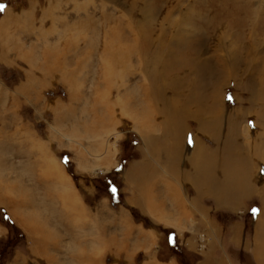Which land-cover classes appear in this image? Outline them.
Returning <instances> with one entry per match:
<instances>
[{
    "label": "rangeland",
    "instance_id": "374dc122",
    "mask_svg": "<svg viewBox=\"0 0 264 264\" xmlns=\"http://www.w3.org/2000/svg\"><path fill=\"white\" fill-rule=\"evenodd\" d=\"M144 1L167 2L139 0L130 14L123 0H0V264H178L175 256L196 264L209 252L225 264H264V93L260 101L250 99L246 87L251 75L263 74L264 0H181L188 17L197 10L202 20L216 15L220 39L214 43L221 47L204 53L207 32L188 22L194 29L191 43L173 45L174 53H165L169 63L181 65L185 83L194 84L200 95L195 107L213 115L201 98L213 81L198 72V61L228 58L235 50L245 56L243 40L256 47L249 55L253 69L222 91L224 105L237 112L234 117L244 129H253L247 135L250 143L256 136L263 140L254 150L249 144L242 148L253 156L248 160L236 157L240 145L216 146L192 116L186 121L185 148L175 159L170 135L154 124L149 129L155 133L143 126L146 119L160 118L143 113L148 99L142 88L149 79L138 69L151 58L138 61L141 39L125 62L122 53L126 35L133 32L123 24L126 20H139L132 24L137 32L156 31L141 18ZM249 8L254 16L247 14ZM182 10L168 28L183 23ZM180 97L168 93L170 110L184 108ZM145 134L153 135L147 140ZM190 168L205 177L179 178ZM143 171L148 180L141 177ZM144 193L162 204L159 210L186 208L190 218L174 228L178 224L171 214L137 200Z\"/></svg>",
    "mask_w": 264,
    "mask_h": 264
},
{
    "label": "bare ground",
    "instance_id": "6f19581e",
    "mask_svg": "<svg viewBox=\"0 0 264 264\" xmlns=\"http://www.w3.org/2000/svg\"><path fill=\"white\" fill-rule=\"evenodd\" d=\"M116 1H120V0H116ZM144 2H145V7L140 9L141 18L143 17L144 23H146L147 25H150L149 26L150 28H153V26L156 27V31H155L154 35L148 34V33H150V30L145 31V33L140 31L139 29H138L139 32L135 31V28L132 27V24L137 25V23H138L137 21H139V20H135L134 18H133V21H131V22L126 20L125 22H123V24L126 25V27H128L133 32L126 35L127 36L126 42H123V44L126 45L125 48L128 49V50L127 49L125 50V51H127V53L125 54L124 53L125 51H123V49H118V52L123 51L122 60L124 59V62H125V61H127L126 60L127 57L132 52L135 51V49H136L135 46H137L138 42H139L138 39H141L143 41L142 51H138L136 53L138 56V59H139L138 61L140 63H143L148 58H151L150 62L153 60V58L157 59V60L155 59L153 64H150V62H148L147 65L146 64L140 65L141 67L139 66V69H138L143 74L145 73L144 76L147 79H149V86L146 85L147 87L143 86V88H142L144 95H145V96L143 95V97H146L148 99L147 105H145V107L143 108L145 110V112L143 111V113H146L144 115V117L146 116V118H148L147 117L148 114L150 116L152 114L153 118L156 116L160 117V118H158V120H155V122L152 120V117L149 119H146V120L143 117V119L145 120V123H146V124H143V126L147 125L146 130L150 131V129H149L150 126H152L154 124L157 126V129H162L163 133L165 135H166V133L170 135V138L172 139V143H173L172 146L175 149V150H172V151H174V159L177 158L179 156V154H181V151H182L181 149L183 147L182 145L184 144L183 141L184 140L186 141V139L188 138L187 134H188L189 130L186 126V121L188 120V117H190V116L197 119V121L199 123V128H198L199 130H201L203 133L210 134L211 137L214 138L215 142L217 143L216 146L218 144H220L222 147L235 148V147H239V145H240L241 147H239V148H241V150L238 149L236 157L242 156L243 158H246L247 160L250 157H253V156H251V155L249 156L247 153H245L247 151V149H246V151L243 152L242 150H244V149H242V148L244 146H246L247 144L250 145L251 149L257 148L258 144L260 142H262L263 140L261 139V136H259V137L256 136L255 137L256 142L250 143V141L247 138L248 137L247 135L252 134L253 129L250 128L249 125H248L249 127L245 126L247 128L244 129L243 124L240 122L241 119L240 118L237 119L234 117L235 115H236V117H238L237 112L230 110L227 106L224 105L225 103L223 102L224 97H223L222 91L227 85H229L231 83L232 84L235 83L237 81L236 79H239V77L242 78V76L245 75V70H247L249 68L253 69L254 65H251L252 61L249 58V55H251V53L253 52L254 49H256V47L253 46L252 43L243 40L242 45L244 46V48L241 49V51H245V53H246L245 56H239L237 54L238 50H235L236 53L234 52L231 55V52H230L231 56L228 58H224L223 56H219V57H215L213 59H207V60L204 59V60H201V62L198 61V63L200 64V65H197V67L199 69L198 72L202 73L204 76L208 77V80L213 81L212 82L213 86L210 89V93L207 95H201V98L203 97L204 101L209 104V106L211 107V109H213V112L215 114L210 115V113L207 109H206V112L204 110L199 109L201 111L200 112L194 105L196 98L198 99V97L200 96L198 94L197 90L195 89L194 84L190 83V85H191L190 86V85H187L185 83L184 77L182 75H180V74H182V73H180L181 65L180 64L179 65H173V64L169 63V58L165 57V53H167V52L171 53V51L174 53L173 45H178L180 47V45H182V44L186 45L187 43H189V44L191 43L189 41L190 39H188V36H189V33L191 31L192 32L194 31V29L190 26V24L188 25V22L191 24H194L198 30H200V31L205 30L207 32L208 42H206L205 45H202V46H204V48L202 49V50H204V53L210 52L213 49V47H214L215 51H217L221 47V45H219L216 42L214 43V40L216 38L218 40L220 39V32L218 35V31L216 28L217 26L216 27L214 26L215 24H217L215 21L216 15L215 16L213 15V17H211L210 15H207L211 19L202 20L201 17L203 15V13L200 10H197L195 12V9H194L193 10L195 12L194 14L198 15L197 19H195L193 17L194 14L191 15L190 17H188L187 16L188 13L187 14L184 13L182 8H181V2H182L181 0H173V1L167 0V2H165L164 4L162 3L160 6L154 5L153 2L152 3H149L148 1H144ZM139 4H140L139 0H131V1L129 0V2H127V3H125V0H123V2H122V5H124V7L128 11V13H130V14L135 13ZM179 9L182 10L181 15L184 16V19L182 20L183 23H181V24L174 23L172 25V27L170 26L168 28L166 25H168L169 22L173 21L172 18L175 15V12H178ZM245 10H246V8H245ZM247 14L254 16V14L250 10V8L248 9ZM174 21H175V19H174ZM141 22L142 21L140 20L139 23H141ZM152 23H154V24H152ZM94 26H96V25H94ZM187 26H188V28H187ZM251 27H252V25H251ZM124 29H126V28H124ZM206 32H200V33L205 35ZM110 33H111V30H110ZM110 33L107 36L105 35L106 39H109L111 37ZM170 33H172V36L170 35ZM242 35L244 36L245 34L242 33ZM167 36H169V37L167 38ZM237 37L239 38L238 35H237ZM192 42H194V41H192ZM109 43H110V41L108 40V42L105 43L103 48H105L106 45H109ZM233 43L235 44V46L237 45L235 38H234ZM223 47H225V42H224ZM197 48H199V47H197ZM104 50H105V53L112 54V56L115 57L116 59L113 58L112 56H111V58H113L115 61L120 60L118 56L114 55L111 51H109L110 49L107 50V48H106ZM182 52H184V51L182 50ZM146 53H148V57L145 56ZM195 54H196V52L193 53V55H195ZM196 57H198V55L194 56V58H196ZM170 61H172V60H170ZM182 66H183V64H182ZM258 66L262 67L260 65H258ZM258 66H257V68H258ZM261 71H263L262 75H260V76H256L257 74L251 75V77H249L250 80L248 79L249 81L246 83V87H249L248 90L250 91V94H251L250 99L256 98L259 100L260 97H262V93H264V79H263L264 78L263 77L264 76V69H262ZM190 72H193V71H190ZM252 72H253V70H252ZM247 74H249V73H247ZM261 76L263 78H261ZM189 78H191V77H189ZM198 82H199V80H198ZM141 84H142V82H141ZM198 91H199V89H198ZM261 91H263V92H261ZM169 92L172 93V96H175V95L181 96L180 98H182L185 101L184 108H187L186 106L189 105L190 103L192 105L190 106V108H188L185 111H182L184 109L183 107H181V108L172 107V110H170L169 109L170 104L168 103V98H167V95ZM262 99H264V98H262ZM261 103H262V101H261ZM171 104H172V100H171ZM254 105H255V103H254ZM150 111H151V114H150ZM258 111H260V110H258ZM210 112H211V110H210ZM260 114H262V113H260ZM226 119H228L227 120L228 122L226 121ZM233 120L236 122H232ZM216 121H217V123H216ZM147 122H149V123H147ZM242 122H243V120H242ZM261 125H262V123H261ZM262 126L264 127V125H262ZM245 131H247L246 135L243 134V133H245ZM151 132L152 131H150V133ZM230 132H232V133L230 134ZM263 132H264V130H263ZM152 133H155V132H152ZM200 133L201 132H199V134ZM234 134H235V136H234ZM150 135L152 136L153 134H150ZM150 135H148V137ZM226 135H228V136H226ZM145 136H146V134H145ZM148 137H147V140H149ZM166 137H167V135H166ZM167 139L169 140V137ZM151 140H153V139L150 138V141ZM234 142H236V144H234ZM196 143H197V139H195V141H194V147L196 146ZM260 144H263V143H260ZM168 145H169V143H168ZM183 148H185V147H183ZM198 148H201L200 145H198L196 149H198ZM159 152H161V151H159ZM175 152H177L176 156H175ZM262 152L261 153L259 152L258 154L260 155V154H262ZM210 155L211 154H209L208 156H210ZM191 158L192 157H190V158L187 157L186 159L190 160ZM180 159H178V160H180ZM256 174L257 173H255L254 175H256ZM141 193H143V192H141ZM146 194H145V196H146ZM71 210H73V209H71ZM71 210L69 211V213H73ZM77 211H76V213H77ZM74 212H75V208H74ZM260 224H261L263 232H264V220L261 221ZM263 237H264V235H263ZM262 240H264V239H262Z\"/></svg>",
    "mask_w": 264,
    "mask_h": 264
},
{
    "label": "crops",
    "instance_id": "0c3cea01",
    "mask_svg": "<svg viewBox=\"0 0 264 264\" xmlns=\"http://www.w3.org/2000/svg\"><path fill=\"white\" fill-rule=\"evenodd\" d=\"M185 160V158L183 159V161ZM187 162L188 163H190V162H192V158L190 159V160H188L187 159ZM185 173V174H184ZM141 177H143V178H145V179H149V177L147 176V173L146 172H144L143 171V173L141 174ZM203 177H205V175L204 174H202V171H199V173L198 174H192V170H191V168L189 169V170H186V171H182L181 172V174L179 175V178H181V179H187V180H191L192 179V181H196V180H199V179H201V178H203ZM152 178V177H151ZM206 179V178H205ZM205 181H207V180H205ZM141 182H142V180H141ZM153 188V187H152ZM202 190L205 192V191H208V190H206V187L203 189V187H202ZM140 197V198H139ZM147 197V195L145 196V194H144V196H138V201L140 202H142L143 204H144V200L146 199V200H148V201H150L153 205H154V211L157 209V211L159 210V207L161 206L162 207V204H158V203H153V201L151 200V198L150 199H148V198H146ZM182 199V201H183V203L185 202V198L183 199V198H181ZM178 200V199H177ZM219 200V199H218ZM219 203H221L220 202V200H219ZM164 207H166L165 206V204L163 205ZM160 214H164V213H167L168 212V216H170L169 214H171V219H173L172 221L174 222V223H176V224H178L177 226H173L174 228H176V227H178L181 223H183V220L185 221L187 218L189 219L190 218V210H187L186 208H184L183 210H181V209H177L176 207L175 208H173V209H170V210H166V209H160L159 211H158ZM178 213H181V216H179V215H177ZM163 229H167V228H165V227H163ZM162 234H164V232H162ZM208 255L207 256H205V254L203 255V256H201V258L197 261V263L196 264H225V261L221 258V257H214L213 255H212V253L211 252H209V253H207ZM176 257V261H178V264H179V258L177 257V256H175ZM169 261V260H168ZM213 261V262H212ZM152 264H153V262H152Z\"/></svg>",
    "mask_w": 264,
    "mask_h": 264
},
{
    "label": "trees",
    "instance_id": "16d2710c",
    "mask_svg": "<svg viewBox=\"0 0 264 264\" xmlns=\"http://www.w3.org/2000/svg\"><path fill=\"white\" fill-rule=\"evenodd\" d=\"M14 227H16V226H14ZM11 228H12V227H11ZM16 228H17V227H16ZM171 257H172V256H171ZM161 260H162V261H168V260L165 259V258H164V259H161ZM197 261H198V260H197ZM179 262H180L181 264H185V263H184L182 260H180V259H179Z\"/></svg>",
    "mask_w": 264,
    "mask_h": 264
},
{
    "label": "snow or ice",
    "instance_id": "6c2138e0",
    "mask_svg": "<svg viewBox=\"0 0 264 264\" xmlns=\"http://www.w3.org/2000/svg\"><path fill=\"white\" fill-rule=\"evenodd\" d=\"M0 11H3V6H0ZM112 191H115V188H113ZM253 211H258V209H254Z\"/></svg>",
    "mask_w": 264,
    "mask_h": 264
},
{
    "label": "built area",
    "instance_id": "2783aa9c",
    "mask_svg": "<svg viewBox=\"0 0 264 264\" xmlns=\"http://www.w3.org/2000/svg\"><path fill=\"white\" fill-rule=\"evenodd\" d=\"M205 241V240H204ZM204 246V245H203Z\"/></svg>",
    "mask_w": 264,
    "mask_h": 264
}]
</instances>
